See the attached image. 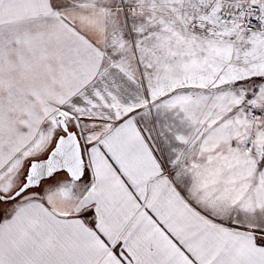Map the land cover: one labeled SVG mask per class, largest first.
Returning a JSON list of instances; mask_svg holds the SVG:
<instances>
[{
	"label": "snow or ice",
	"instance_id": "snow-or-ice-1",
	"mask_svg": "<svg viewBox=\"0 0 264 264\" xmlns=\"http://www.w3.org/2000/svg\"><path fill=\"white\" fill-rule=\"evenodd\" d=\"M0 264H264V0H0Z\"/></svg>",
	"mask_w": 264,
	"mask_h": 264
}]
</instances>
